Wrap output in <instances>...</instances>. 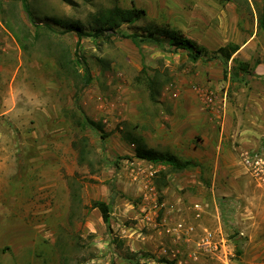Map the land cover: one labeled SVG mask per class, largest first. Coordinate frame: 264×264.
<instances>
[{"label": "rangeland", "instance_id": "1", "mask_svg": "<svg viewBox=\"0 0 264 264\" xmlns=\"http://www.w3.org/2000/svg\"><path fill=\"white\" fill-rule=\"evenodd\" d=\"M29 2L0 0V264H264V0ZM133 5L119 34L71 30ZM154 27L240 49L226 71L122 36Z\"/></svg>", "mask_w": 264, "mask_h": 264}, {"label": "trees", "instance_id": "2", "mask_svg": "<svg viewBox=\"0 0 264 264\" xmlns=\"http://www.w3.org/2000/svg\"><path fill=\"white\" fill-rule=\"evenodd\" d=\"M22 4L25 11L32 19L33 14L30 9L29 0H22ZM144 16H146L145 10L137 9L134 5L132 9L126 10L115 8L113 10H107L106 12L100 13L96 20V26L92 28L93 33L87 34V32H84L79 23L73 26L71 30L75 31L80 38L84 35H92L95 37H99L101 33L107 30L114 31V33L119 34L120 31H116L120 29L123 23L133 24ZM260 26L264 28V14H261ZM122 36L133 40L136 45H138L140 42H151L159 44L161 47L165 48V42L167 41L168 45L171 47V49H173L171 50L173 53L184 54L193 63H196L206 58L221 60L225 66L226 71L228 70V62L240 49V46L238 44L229 43L225 46L218 48L216 51L209 52L206 47L199 45L195 41L187 38L181 30L175 28L171 29L164 27H154L148 28L144 36L138 33H122ZM85 71V82L89 84L92 79L91 72L88 67H85ZM86 121L89 125H96L93 122H90L89 120ZM133 143L137 144L135 149V156L138 159L147 160L155 164L164 163L168 165L173 172H181L191 167V162H182L175 156H172L170 154L161 153L155 151L154 149L146 148L140 140H136ZM93 207L100 211L103 222L110 228L112 206L109 203L103 201H96L94 202ZM164 262L168 264H174L173 262H168L166 260H164Z\"/></svg>", "mask_w": 264, "mask_h": 264}, {"label": "built area", "instance_id": "3", "mask_svg": "<svg viewBox=\"0 0 264 264\" xmlns=\"http://www.w3.org/2000/svg\"><path fill=\"white\" fill-rule=\"evenodd\" d=\"M201 94H202V92H201ZM203 99L205 101L207 108L213 111L215 109L214 107L216 106V98L214 97V95L212 93L205 92L203 94ZM140 160L146 161L147 163H149L151 165V168H154L155 166L157 167L158 164H160V163L155 164V163L149 162L147 160H143V159H140ZM155 173H157V171L154 170L151 173V175H154ZM196 207H199V205H197Z\"/></svg>", "mask_w": 264, "mask_h": 264}, {"label": "crops", "instance_id": "4", "mask_svg": "<svg viewBox=\"0 0 264 264\" xmlns=\"http://www.w3.org/2000/svg\"><path fill=\"white\" fill-rule=\"evenodd\" d=\"M166 188V187H165Z\"/></svg>", "mask_w": 264, "mask_h": 264}]
</instances>
